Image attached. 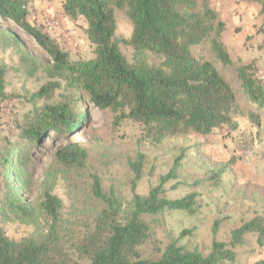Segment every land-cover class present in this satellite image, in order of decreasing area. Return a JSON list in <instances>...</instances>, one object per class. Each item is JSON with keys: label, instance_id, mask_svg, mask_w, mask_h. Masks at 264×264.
<instances>
[{"label": "trees", "instance_id": "obj_1", "mask_svg": "<svg viewBox=\"0 0 264 264\" xmlns=\"http://www.w3.org/2000/svg\"><path fill=\"white\" fill-rule=\"evenodd\" d=\"M33 1L0 0V50L14 51L27 77L38 71L45 76L27 97L31 107L23 119L11 120L12 109L8 114L17 141L0 135V222L32 228L14 238L0 223V264H233L235 248L247 234L264 244V220L256 214L231 228L228 241L217 239L220 220L215 219L207 253L180 243L192 228L160 246L145 217L173 211L194 215L200 207L197 192L178 198L165 194L164 185L177 178L184 152L146 195L136 191L144 155L138 152L128 159L132 198L125 208L113 188L104 189L88 163L87 148L69 140L88 124L90 106L118 113V124L124 119L137 122L153 143L184 131L207 135L222 126L236 130L238 117L259 126L264 117L259 63L232 57L223 41L225 22L211 0H60L63 16L81 26L91 45L90 58L72 57L65 43L37 26L30 19ZM250 1L259 5L264 24V0ZM116 10H123L132 26L127 40L116 34ZM25 40L36 42L50 61L31 54ZM122 43L130 48L129 58ZM6 69L0 63V103L13 98L6 93ZM1 114L5 111L0 106ZM45 140L62 145L52 154L40 199L33 203L23 188L33 168L30 156ZM234 160L206 170L211 187L220 184ZM78 178L88 189L83 205L90 202L92 207L65 218L54 189L60 179L75 189ZM147 246L157 254L147 253ZM251 264H264V259Z\"/></svg>", "mask_w": 264, "mask_h": 264}, {"label": "rangeland", "instance_id": "obj_2", "mask_svg": "<svg viewBox=\"0 0 264 264\" xmlns=\"http://www.w3.org/2000/svg\"><path fill=\"white\" fill-rule=\"evenodd\" d=\"M211 4L225 22L223 41L232 57L246 62L254 59L259 63L257 71L264 69V24L259 14V5L250 0H211ZM35 7L42 10L38 12ZM60 7V0H34L30 19L41 28L44 27L46 19L51 18L58 22L61 29H74L75 34L70 37L69 42H63L64 48L74 58L92 57V47L81 26L65 21ZM48 8L53 12L45 11ZM115 19L116 34L127 40L132 26L125 12L116 10ZM4 27L12 28L11 24H4ZM24 43L27 50L38 59L45 63L50 61L49 56L36 42L25 40ZM120 46L129 58V46L125 43ZM0 63L7 67L6 93L13 95V98L1 102L0 106L5 111L6 104H11V120L23 119L31 107L27 97L44 83V73L38 71L33 77H27L18 67V55L10 49L0 50ZM90 107L88 124L69 140L79 142L87 148L88 163L92 170L100 175L104 189L113 188L125 208L129 207L132 198V173L127 165L128 159H133L138 152L144 155L142 176L136 191L146 195L150 187L157 183L159 176L168 171L175 157L184 152L177 178L164 185L165 194L169 198H178L189 192H197L200 207L194 215L173 211L145 217L160 246H164L171 237H176L181 230L192 228L190 234L179 239L180 243L190 248L197 247L207 253L212 239L211 226L215 219L220 220L217 239L223 241L229 240L231 228L254 215L258 214L264 220V117L259 126H253L244 118L238 117L236 130L222 126L207 135L184 131L161 143H153L144 136L137 122L124 119L118 124V113L110 109ZM82 109L80 105L79 111ZM5 114L0 115V135L7 134L12 141H17V130L9 123L10 115ZM61 145L50 144L45 140L37 149L38 153L30 156L33 168L23 191L33 203L40 199L43 173L52 154ZM232 157L235 160L229 171L222 176L220 184L211 187L206 180V170L209 167H219ZM77 180L75 189H72L65 179L58 180L54 189L62 200L65 218L77 214L83 208L92 207L90 202L83 205V202L87 201V184L82 178ZM1 224L6 233L14 238L32 231L30 226L18 222ZM146 251L151 255L157 254L152 246H147ZM235 251L233 264H251L264 255V248L257 243L256 235L251 233L246 235L245 242L236 247Z\"/></svg>", "mask_w": 264, "mask_h": 264}, {"label": "built area", "instance_id": "obj_3", "mask_svg": "<svg viewBox=\"0 0 264 264\" xmlns=\"http://www.w3.org/2000/svg\"><path fill=\"white\" fill-rule=\"evenodd\" d=\"M43 25L49 31L50 35L60 42H69L70 37L75 34L74 29H61L58 22L51 18L46 19ZM256 76L264 80V69L258 70ZM6 106L5 112L9 114L11 111V104L8 103Z\"/></svg>", "mask_w": 264, "mask_h": 264}, {"label": "crops", "instance_id": "obj_4", "mask_svg": "<svg viewBox=\"0 0 264 264\" xmlns=\"http://www.w3.org/2000/svg\"><path fill=\"white\" fill-rule=\"evenodd\" d=\"M35 3V2H34ZM36 8V7H35ZM36 10H37V8H36ZM40 10H42V9H40ZM40 10H37L38 12L40 11ZM45 11H47L48 13H51V12H49V11H52V9L50 10L49 8L48 9H45ZM60 11H61V7H60ZM53 12V11H52ZM64 17V16H63ZM64 18H66V17H64ZM68 19L66 18L65 19V21H67ZM82 25H84V24H82ZM262 247L264 248V244H262ZM261 259H264V255H263V258H261Z\"/></svg>", "mask_w": 264, "mask_h": 264}]
</instances>
